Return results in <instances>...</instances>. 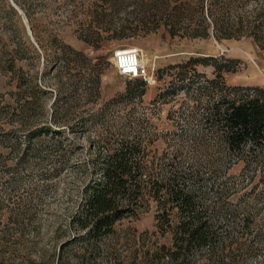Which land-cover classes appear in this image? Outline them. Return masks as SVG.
<instances>
[{
  "label": "rangeland",
  "instance_id": "obj_1",
  "mask_svg": "<svg viewBox=\"0 0 264 264\" xmlns=\"http://www.w3.org/2000/svg\"><path fill=\"white\" fill-rule=\"evenodd\" d=\"M202 4L209 16L229 23L228 34H215L213 26L204 36L188 33L202 24ZM164 23L177 24L182 34H169ZM261 45L264 0H0V264H166L159 248L170 246L171 233L159 232L154 203L116 221L108 235L95 238L80 228L83 191L97 176L94 150L103 138H116L111 120L131 107L135 116H147L149 163L191 162L181 133L199 128L183 123L191 105L183 91L194 81L174 79L169 87L175 75L167 67L196 56L222 64L233 59L236 69L224 72L228 84L264 87ZM125 47L140 50L156 82L146 85L142 101L105 108L104 100L134 80L111 61ZM197 71L213 76L212 65ZM108 120L109 126L98 125ZM222 165L213 180L230 188L237 240L220 259L264 264V181L257 174L252 180L253 167L235 158ZM259 171L264 180V168ZM245 212L249 227L242 223ZM196 257L190 261H206Z\"/></svg>",
  "mask_w": 264,
  "mask_h": 264
},
{
  "label": "trees",
  "instance_id": "obj_2",
  "mask_svg": "<svg viewBox=\"0 0 264 264\" xmlns=\"http://www.w3.org/2000/svg\"><path fill=\"white\" fill-rule=\"evenodd\" d=\"M206 5H201L205 14L200 28L188 33L204 36L213 26L215 34H228L229 23L219 22L211 11L209 16ZM198 21L194 24H200ZM175 25L164 23L169 34H182ZM121 34L119 32L116 37ZM261 47L264 50V45ZM233 62L229 59V64H222L213 57L196 56L167 67L173 69L170 75H175L169 87L174 79L194 81L192 88L183 91L191 102L183 123L199 126L181 133L192 151L191 162L186 165L169 159L166 163L155 164L146 159V133L142 127L147 116H135L129 106L134 104L135 98L142 101L146 94L147 84L142 79L129 78L134 80H128L123 91L103 101L105 108L121 103L130 108L118 115L117 120H111L113 126H117L116 138L112 141L103 138L94 150L92 165L97 176L83 191L76 217L81 229L95 238L108 235L116 221L145 211L154 203L159 232L171 233L170 246L159 248L160 259H165L166 264H204L207 259L223 264L220 259L223 250L237 240L231 236L237 214L229 207L230 188L226 180L215 184L213 178L226 168L222 165L224 160L235 158L253 167L252 180L257 174L258 182L264 181L259 171L264 168V87L228 84L224 72L236 69ZM197 65H212L213 76L206 77L198 72ZM99 76L100 72L94 81L97 97H100ZM109 121L98 125L109 126ZM37 141L33 150L39 148L43 140ZM209 194H213V198ZM249 216L251 214L245 212L242 219L248 227ZM194 255L206 257V261L194 259L191 262Z\"/></svg>",
  "mask_w": 264,
  "mask_h": 264
},
{
  "label": "built area",
  "instance_id": "obj_3",
  "mask_svg": "<svg viewBox=\"0 0 264 264\" xmlns=\"http://www.w3.org/2000/svg\"><path fill=\"white\" fill-rule=\"evenodd\" d=\"M111 61L122 76L140 78L148 85L156 82L154 67L143 61L140 50L135 47L115 49Z\"/></svg>",
  "mask_w": 264,
  "mask_h": 264
},
{
  "label": "bare ground",
  "instance_id": "obj_4",
  "mask_svg": "<svg viewBox=\"0 0 264 264\" xmlns=\"http://www.w3.org/2000/svg\"><path fill=\"white\" fill-rule=\"evenodd\" d=\"M125 48H128V47H125ZM138 49V48H137Z\"/></svg>",
  "mask_w": 264,
  "mask_h": 264
}]
</instances>
